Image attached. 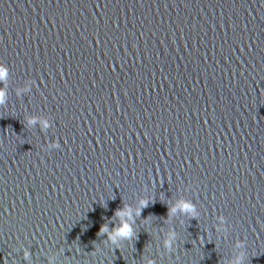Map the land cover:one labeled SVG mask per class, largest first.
I'll list each match as a JSON object with an SVG mask.
<instances>
[{"label": "water", "instance_id": "obj_1", "mask_svg": "<svg viewBox=\"0 0 264 264\" xmlns=\"http://www.w3.org/2000/svg\"><path fill=\"white\" fill-rule=\"evenodd\" d=\"M0 67V264H264V0H0Z\"/></svg>", "mask_w": 264, "mask_h": 264}, {"label": "clouds", "instance_id": "obj_2", "mask_svg": "<svg viewBox=\"0 0 264 264\" xmlns=\"http://www.w3.org/2000/svg\"><path fill=\"white\" fill-rule=\"evenodd\" d=\"M2 78H6V69L5 67H0V79ZM3 96L4 93L0 92V102H2L3 100ZM147 205V200L142 201L141 203V207L146 206ZM141 207H137L135 210H133L131 207L129 206H125L124 209L122 210H118L116 212V215L118 217H120L121 222H122V227L119 228L115 233H109V237L112 243H117L118 239L120 237H129L132 234V227H131V222L133 221L134 217H133V211H135V215H140L141 214ZM183 210L184 211H192L194 212V208H191L188 204H185L183 206ZM172 211H176V208L173 207ZM125 218H127V220L125 221ZM102 232H108V227L105 225L101 228ZM175 240V232H171L169 234L168 239L165 241V245L168 248L172 247V244L174 243ZM25 255L27 256L28 253L25 252ZM242 257H237L236 261L234 262V264H240ZM147 264H153V262L151 260H149L147 262Z\"/></svg>", "mask_w": 264, "mask_h": 264}]
</instances>
